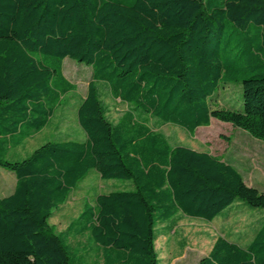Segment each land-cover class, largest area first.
Wrapping results in <instances>:
<instances>
[{
    "label": "trees",
    "instance_id": "1",
    "mask_svg": "<svg viewBox=\"0 0 264 264\" xmlns=\"http://www.w3.org/2000/svg\"><path fill=\"white\" fill-rule=\"evenodd\" d=\"M66 57L92 68L77 107L85 138L9 159L76 90ZM97 82L128 104L119 120ZM226 84L241 85V108L216 103ZM142 115L190 133L219 119L264 140V0H0V167L16 177L0 199V264H86L69 241L86 233L102 264H159L156 242L179 214L264 211V192L234 165L173 145ZM91 170L132 188L98 194L56 231L54 211ZM198 264H264V219L250 242L220 236Z\"/></svg>",
    "mask_w": 264,
    "mask_h": 264
},
{
    "label": "rangeland",
    "instance_id": "2",
    "mask_svg": "<svg viewBox=\"0 0 264 264\" xmlns=\"http://www.w3.org/2000/svg\"><path fill=\"white\" fill-rule=\"evenodd\" d=\"M62 72L77 88L68 93L51 118L49 125L41 132L31 135L17 148H12L9 159L21 160L28 157L35 149L56 138L84 139L77 107L86 96L88 84L92 80V68L86 63L66 57ZM107 114L113 121L119 120L129 109L127 103L111 95L107 83L97 82ZM221 107L241 108L242 87L226 84L220 88L215 100ZM215 106V102H213ZM155 130L164 133L173 145H185L193 149L209 151L234 165L243 175L248 185L264 192V140L255 138L250 133L235 127L231 123L212 118L209 126L199 127L195 133L170 124L162 123L156 118L142 115ZM3 170V171H1ZM9 171L0 167V174ZM0 177V197L7 195L15 185V175ZM131 182L124 179H102L95 170L79 183L69 200L54 211L50 222L56 231L64 230L83 209L84 203L95 202L100 193L111 190L132 188ZM264 219V211L247 210L235 205L224 215L220 214L213 221L178 215L177 226L168 236L160 237L156 242L159 264H198L211 250L220 236L237 241L240 244L250 242ZM70 243L85 255L86 264H102L101 252L93 243L88 233L71 236Z\"/></svg>",
    "mask_w": 264,
    "mask_h": 264
},
{
    "label": "crops",
    "instance_id": "3",
    "mask_svg": "<svg viewBox=\"0 0 264 264\" xmlns=\"http://www.w3.org/2000/svg\"><path fill=\"white\" fill-rule=\"evenodd\" d=\"M48 125H49V124H47V126H48ZM47 126H46V127H47ZM46 127H45V128H46ZM45 128H44V129H45ZM44 129H43V130H44ZM43 130H42V131H43ZM42 131H40V132H38V133H41ZM38 133H33L32 135H35V134H38ZM28 138H29V137H28ZM25 141H26V139L24 140V142H25ZM24 142H23V143H24ZM23 143H22V144H23ZM20 146H21V145H20ZM10 151H11V149H10L9 152H8V156H9V157H10ZM1 171H3V170H1ZM2 173H3V174H0V177H3V176H7V175H11V174H12V173L10 174V172H9V171H6V170H5V172H2ZM15 183H16V177H15ZM14 188H15V185H14ZM14 188H13V189H12L7 195L11 194V193L14 191ZM7 195H4V196L0 197V199L3 198V197H5V196H7Z\"/></svg>",
    "mask_w": 264,
    "mask_h": 264
}]
</instances>
